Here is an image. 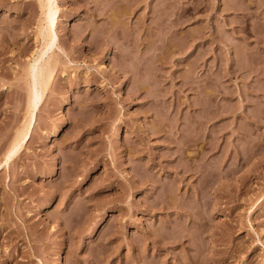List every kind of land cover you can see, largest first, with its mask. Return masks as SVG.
I'll return each mask as SVG.
<instances>
[{
	"label": "rangeland",
	"instance_id": "1",
	"mask_svg": "<svg viewBox=\"0 0 264 264\" xmlns=\"http://www.w3.org/2000/svg\"><path fill=\"white\" fill-rule=\"evenodd\" d=\"M41 2L0 0V264H264V0Z\"/></svg>",
	"mask_w": 264,
	"mask_h": 264
},
{
	"label": "bare ground",
	"instance_id": "2",
	"mask_svg": "<svg viewBox=\"0 0 264 264\" xmlns=\"http://www.w3.org/2000/svg\"><path fill=\"white\" fill-rule=\"evenodd\" d=\"M39 7L44 12V19L43 18H41V19H43L46 23L45 24L46 25L45 26L46 32H45V36H44V34H43V36L45 38H48V40L50 42L51 34H50L49 30H47V29L51 24V17H53L52 14H54V9H53L51 3H49V0H42ZM43 36H42V38H43ZM45 38L43 40L44 42H45ZM48 40H46V42ZM43 41H42V43H43ZM46 42H45V44L49 43V42H47V43ZM46 46H48V44L45 45L44 47H41V50L38 51L39 53L37 54V56L35 57V59L32 61V63L29 65V68H28V70H29L28 73H30L29 75H31L32 77L30 76L31 82H30L29 93H28L29 94V97H28L29 98L28 99L29 107H27L28 109L26 111L27 119H29L30 114H31V110H32L33 106L35 105V103L37 102V100L40 96V93L42 92V90L45 86L46 80L48 79L49 74H50L49 65L46 66L45 68H43L41 66H38L37 68H35V62H37V59H39L40 56L43 54L44 49H42V48H45ZM46 49H47V47H46ZM27 119L23 123L21 128L14 133V135L10 141L9 147L7 148L6 152L4 153V157H2L3 159L7 158L8 155L13 153V151L16 150L15 148L18 147L17 146L18 142L20 143L22 141L21 139H23L25 132L27 131L28 125H29V122Z\"/></svg>",
	"mask_w": 264,
	"mask_h": 264
}]
</instances>
